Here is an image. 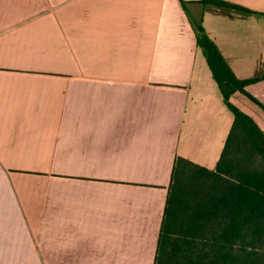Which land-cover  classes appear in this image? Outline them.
Here are the masks:
<instances>
[{
	"label": "crops",
	"instance_id": "0c3cea01",
	"mask_svg": "<svg viewBox=\"0 0 264 264\" xmlns=\"http://www.w3.org/2000/svg\"><path fill=\"white\" fill-rule=\"evenodd\" d=\"M0 0V264H154L177 157L234 116L196 23L264 131V0Z\"/></svg>",
	"mask_w": 264,
	"mask_h": 264
},
{
	"label": "trees",
	"instance_id": "16d2710c",
	"mask_svg": "<svg viewBox=\"0 0 264 264\" xmlns=\"http://www.w3.org/2000/svg\"><path fill=\"white\" fill-rule=\"evenodd\" d=\"M195 28L234 122L214 169L176 158L154 264H264V131L231 98L240 91L260 103L245 89L252 80L239 79L203 25Z\"/></svg>",
	"mask_w": 264,
	"mask_h": 264
}]
</instances>
